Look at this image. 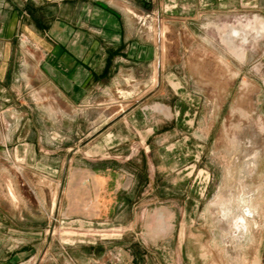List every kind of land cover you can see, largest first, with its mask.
<instances>
[{
    "label": "rangeland",
    "instance_id": "rangeland-1",
    "mask_svg": "<svg viewBox=\"0 0 264 264\" xmlns=\"http://www.w3.org/2000/svg\"><path fill=\"white\" fill-rule=\"evenodd\" d=\"M176 1L130 11L153 36L150 66L80 102L23 103L16 141L42 145L53 178L0 170L1 213L54 250L119 239L136 264H264V0ZM249 208L254 228L236 231Z\"/></svg>",
    "mask_w": 264,
    "mask_h": 264
},
{
    "label": "crops",
    "instance_id": "crops-1",
    "mask_svg": "<svg viewBox=\"0 0 264 264\" xmlns=\"http://www.w3.org/2000/svg\"><path fill=\"white\" fill-rule=\"evenodd\" d=\"M200 4L209 2L200 0ZM168 6L177 7L178 3L176 0H0V170L16 169L22 173L26 168L33 173V179L29 175L24 177L30 183L35 181L38 166H43L41 174L52 179V166L36 159L37 151L45 150L43 146L16 141L20 140L16 137L20 119L32 114L21 110L23 103L30 98L37 102L35 94L40 90L46 94L53 91L61 102H80L101 88L114 86L121 76H134L140 72L137 69L150 66L158 55L150 41L153 36L138 25L130 11ZM233 31L240 33L237 28ZM261 31L257 29L256 35L261 36ZM244 35L247 40V33ZM130 114L120 117L114 125L127 123ZM125 127L128 128L127 124ZM119 189L114 196L116 207L118 200L122 207L130 198L127 192H121L124 196L117 198ZM8 195L15 197V193L14 197L9 192ZM1 210L0 264H136L124 240L74 247L59 244L54 250L53 242L42 234L36 222L8 221ZM124 210L114 212L113 225L124 227L121 216ZM71 224L85 225L81 220Z\"/></svg>",
    "mask_w": 264,
    "mask_h": 264
},
{
    "label": "bare ground",
    "instance_id": "bare-ground-1",
    "mask_svg": "<svg viewBox=\"0 0 264 264\" xmlns=\"http://www.w3.org/2000/svg\"><path fill=\"white\" fill-rule=\"evenodd\" d=\"M234 34H235V36L238 35V31L236 33H234ZM9 192H10L11 196L14 197V193H13L12 189ZM230 211L231 210L228 209L227 212L225 211L224 214L225 215H228L230 213ZM254 215H255V211H253L251 208H249L244 213L242 212V214H240L235 219V223H234L235 226H234V228L236 229V231H240L241 233H243L244 231H251L254 228V224L252 223V221L254 219ZM259 224H261V223H259Z\"/></svg>",
    "mask_w": 264,
    "mask_h": 264
}]
</instances>
